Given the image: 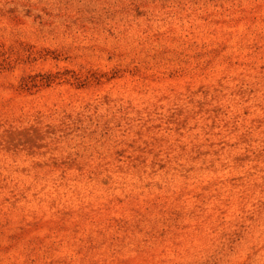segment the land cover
<instances>
[{"label": "rangeland", "instance_id": "1", "mask_svg": "<svg viewBox=\"0 0 264 264\" xmlns=\"http://www.w3.org/2000/svg\"><path fill=\"white\" fill-rule=\"evenodd\" d=\"M0 264H264V0H0Z\"/></svg>", "mask_w": 264, "mask_h": 264}]
</instances>
